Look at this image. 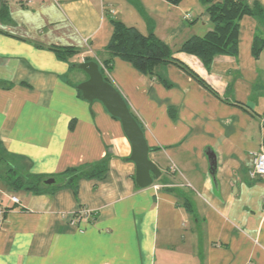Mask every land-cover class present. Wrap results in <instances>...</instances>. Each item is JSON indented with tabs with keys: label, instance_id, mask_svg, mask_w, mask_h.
<instances>
[{
	"label": "crops",
	"instance_id": "1",
	"mask_svg": "<svg viewBox=\"0 0 264 264\" xmlns=\"http://www.w3.org/2000/svg\"><path fill=\"white\" fill-rule=\"evenodd\" d=\"M2 5L0 202L8 214L0 264H264V180L249 175L255 153L264 151V49L258 58L252 53L254 38L264 39V19L244 16L239 54L217 56L209 69L175 52L208 88L170 62L153 76L119 57L104 64L113 19L143 34L153 30L177 49L212 29L201 0ZM52 45L79 53L62 60ZM87 57L105 69L144 127L162 173L151 186L135 183L120 120L77 89L88 75L75 65ZM106 158L104 178L64 185L66 170ZM9 168L57 181L41 193L15 189Z\"/></svg>",
	"mask_w": 264,
	"mask_h": 264
},
{
	"label": "trees",
	"instance_id": "2",
	"mask_svg": "<svg viewBox=\"0 0 264 264\" xmlns=\"http://www.w3.org/2000/svg\"><path fill=\"white\" fill-rule=\"evenodd\" d=\"M178 3L179 0H172ZM211 16L212 29L204 35H194L185 40L177 49H174L153 30L148 34L141 33L137 28L125 25L123 22L113 19V33L105 51L109 59L104 64L108 65L115 57H119L131 63L142 74L153 76L156 68L166 62L174 63L192 74L197 80L208 86L202 78L186 65L175 58V52H184L198 57L206 68H210L217 56H237L240 51V20L247 15L264 19V8L259 0L249 3L247 0H201ZM0 17L8 19V10L5 5L0 8ZM58 58L68 60L79 53L74 47L52 45L49 47ZM264 49V39L255 37L252 45V53L255 58L260 57ZM86 61L93 60L87 57ZM104 78L110 82L105 69L100 65ZM81 94V92H79ZM133 113V112H132ZM138 120L142 128L143 125ZM109 158V157H108ZM108 158L89 168H70L62 176L65 186H75L78 179L104 178L109 169ZM6 179L15 188L24 187L34 193L44 191L46 178L40 175L18 173L14 168H9ZM77 193V189H74Z\"/></svg>",
	"mask_w": 264,
	"mask_h": 264
},
{
	"label": "water",
	"instance_id": "3",
	"mask_svg": "<svg viewBox=\"0 0 264 264\" xmlns=\"http://www.w3.org/2000/svg\"><path fill=\"white\" fill-rule=\"evenodd\" d=\"M75 67L88 75V79L77 86L83 99L91 103L101 102L111 116L120 120L123 131L132 145V153L128 160L136 165L135 183L140 188L151 186L162 173L159 166L149 157L151 149L144 129L131 112L127 99L104 78L99 62L83 61ZM56 181L55 178H49L45 180V184L51 185Z\"/></svg>",
	"mask_w": 264,
	"mask_h": 264
},
{
	"label": "built area",
	"instance_id": "4",
	"mask_svg": "<svg viewBox=\"0 0 264 264\" xmlns=\"http://www.w3.org/2000/svg\"><path fill=\"white\" fill-rule=\"evenodd\" d=\"M249 175L254 179L264 180V151L255 153L254 167L249 171ZM9 198L13 203H20V198L15 194L10 195ZM7 214L8 207L0 202V232L7 221Z\"/></svg>",
	"mask_w": 264,
	"mask_h": 264
},
{
	"label": "rangeland",
	"instance_id": "5",
	"mask_svg": "<svg viewBox=\"0 0 264 264\" xmlns=\"http://www.w3.org/2000/svg\"><path fill=\"white\" fill-rule=\"evenodd\" d=\"M4 159H1V161L4 163V164H6L7 163V161L9 160V158L8 157H4V156H2Z\"/></svg>",
	"mask_w": 264,
	"mask_h": 264
}]
</instances>
